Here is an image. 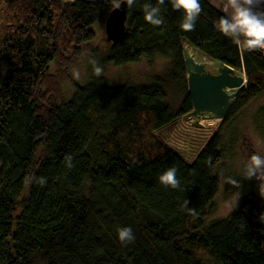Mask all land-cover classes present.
<instances>
[{"label": "trees", "instance_id": "obj_1", "mask_svg": "<svg viewBox=\"0 0 264 264\" xmlns=\"http://www.w3.org/2000/svg\"><path fill=\"white\" fill-rule=\"evenodd\" d=\"M120 1L0 0V264H264V197L247 193L227 217L205 224L221 183L224 135L264 98V51L242 52L218 32L225 13L209 0H200L192 31L180 28L183 12L167 0L160 26L143 12L157 0H136L119 41L105 34L106 47L94 45V26ZM184 45L247 79L192 161L159 135L192 109ZM158 56L170 66L150 84L106 83L108 65ZM83 58L80 84L70 68ZM170 92L179 93L177 106ZM254 116L264 124V102ZM173 166L176 189L158 180ZM122 227L135 236L127 245L118 240Z\"/></svg>", "mask_w": 264, "mask_h": 264}, {"label": "rangeland", "instance_id": "obj_2", "mask_svg": "<svg viewBox=\"0 0 264 264\" xmlns=\"http://www.w3.org/2000/svg\"><path fill=\"white\" fill-rule=\"evenodd\" d=\"M209 1L221 9V0ZM94 29L99 35L98 39L94 41V45L106 47V42L103 40L105 38L104 23L96 24ZM191 52L197 61L204 63L206 61L208 70L216 71L218 67L216 61L209 59L193 48H191ZM88 61L83 58L70 68L71 76L80 84L86 80ZM169 66V59L160 56L150 60L143 57L137 63H129L121 67L108 65L105 74L106 83L110 86L123 82L150 84L155 74L166 71ZM62 86L65 98H70L71 84L66 81ZM168 98L172 106H177L180 100L179 93L172 94L170 92ZM263 102L264 98H261L249 104L224 135V158L217 166L221 173V183L215 197V210L207 217L205 224L227 217L238 205L240 198L247 193L258 196L264 195V178H245L246 165L250 157L254 154L264 156V124L257 122L254 116L256 109ZM220 123V119H207V121H203L201 126H193L191 118L184 119L182 116L174 125L161 130L159 135L169 148L178 152L185 160L192 161L214 134ZM259 124L263 127H259Z\"/></svg>", "mask_w": 264, "mask_h": 264}, {"label": "clouds", "instance_id": "obj_3", "mask_svg": "<svg viewBox=\"0 0 264 264\" xmlns=\"http://www.w3.org/2000/svg\"><path fill=\"white\" fill-rule=\"evenodd\" d=\"M121 2L131 8L136 0H121ZM165 2L166 0H157L155 6L151 3L143 5L144 19L149 24L153 26L163 24L160 6L165 5ZM167 2L173 10L183 12L180 28L184 31L194 30L196 20L202 12L200 0H167ZM220 7L225 14L214 23L215 29L225 37L230 38L242 52L264 51V0H221ZM93 63L95 64V61ZM102 74V67L97 65L95 75L100 77ZM65 159L67 166L72 167L73 157L68 155ZM253 177L256 179L264 178V156L262 155H252L246 165L245 178L251 179ZM158 180L165 187L173 189L180 187L177 169L174 166L162 172ZM46 182L45 177L36 178V183L41 186H44ZM261 196L264 197V195ZM118 240L122 245L133 242L135 236L131 227L120 228Z\"/></svg>", "mask_w": 264, "mask_h": 264}, {"label": "water", "instance_id": "obj_4", "mask_svg": "<svg viewBox=\"0 0 264 264\" xmlns=\"http://www.w3.org/2000/svg\"><path fill=\"white\" fill-rule=\"evenodd\" d=\"M117 5L109 12L104 23L106 39L112 42L119 41L127 20L128 7L121 1ZM183 55L192 102V109L183 118H191L194 126H200L201 119H224L246 86L245 74L235 73L227 64L218 65L215 72L208 70L204 62L195 59L188 45H184Z\"/></svg>", "mask_w": 264, "mask_h": 264}, {"label": "bare ground", "instance_id": "obj_5", "mask_svg": "<svg viewBox=\"0 0 264 264\" xmlns=\"http://www.w3.org/2000/svg\"><path fill=\"white\" fill-rule=\"evenodd\" d=\"M209 62H211V61H209ZM205 63H206V61H205ZM203 121H207V119H201V120H200V123L202 124Z\"/></svg>", "mask_w": 264, "mask_h": 264}, {"label": "built area", "instance_id": "obj_6", "mask_svg": "<svg viewBox=\"0 0 264 264\" xmlns=\"http://www.w3.org/2000/svg\"><path fill=\"white\" fill-rule=\"evenodd\" d=\"M194 126V125H193ZM201 126V125H200Z\"/></svg>", "mask_w": 264, "mask_h": 264}]
</instances>
